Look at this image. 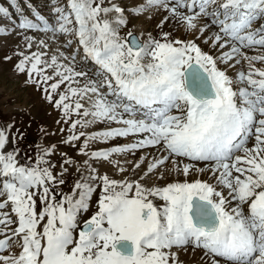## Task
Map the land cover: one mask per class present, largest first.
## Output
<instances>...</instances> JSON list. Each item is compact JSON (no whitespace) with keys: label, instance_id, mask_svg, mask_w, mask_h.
<instances>
[{"label":"snow or ice","instance_id":"snow-or-ice-1","mask_svg":"<svg viewBox=\"0 0 264 264\" xmlns=\"http://www.w3.org/2000/svg\"><path fill=\"white\" fill-rule=\"evenodd\" d=\"M51 2V19L28 3L34 19L15 27L58 33L64 51L49 56L25 35L15 69L68 125L61 142L83 138L88 159L64 192L75 162L61 153L55 172L50 145L20 163L13 125L0 126V264H187L181 253L264 264V0ZM161 11L156 35L122 34ZM0 16L12 19L3 6ZM94 124L106 127L76 131ZM117 138L130 142L89 150Z\"/></svg>","mask_w":264,"mask_h":264},{"label":"rangeland","instance_id":"rangeland-1","mask_svg":"<svg viewBox=\"0 0 264 264\" xmlns=\"http://www.w3.org/2000/svg\"><path fill=\"white\" fill-rule=\"evenodd\" d=\"M57 2L62 4L63 0H57ZM116 2L120 4H132H129L128 0H116ZM28 3L33 6V9L39 11L46 18L51 19L52 14L50 9L54 6L51 0H17V4L22 9V13L9 7V0H0V6L9 8V13L12 17L11 20H8L6 17L0 16V27L5 29V31L0 32V126L6 124L13 125L10 131L13 135H16L17 139L14 145L9 144V148L15 147L19 149L20 163H25L27 156H34L37 146L47 147L54 145L55 154L50 159L56 165L54 171L58 172L60 170L59 165L64 159L61 153L66 154L68 158L73 157L78 152L83 138H81V141L75 147L61 142L69 134L68 125L63 123L61 114L42 99V93L40 91L34 86L25 83V75L18 73L15 69V64L21 59L18 53L24 52L27 54L29 52L24 40L25 35L33 36L36 40L43 39L49 44V49H40L41 51L47 52L49 56L54 54L57 48L64 51V37L58 33L24 31L15 27V24L18 23L22 15L34 19L32 10L26 7ZM164 15L165 13L161 11L159 15L154 14V18L151 20L147 19L144 15L131 18L128 28L124 29L122 34L128 29H132L135 33L139 34L141 29H144L156 35V25ZM170 23L164 25V31L171 30ZM137 26L139 29L136 28ZM173 35L181 39L191 38L190 36L186 37L182 31H175ZM197 42L199 43V41ZM74 47L75 44H73ZM36 50L37 48L34 43L31 51ZM205 51H207L206 47ZM6 56L11 57V59L5 60ZM229 74H232L231 71ZM57 121H61V123H57ZM89 127H78L76 131L88 133L91 131ZM61 128L64 129V132L60 131ZM68 166L66 165V167ZM68 169L69 172L66 175L67 183L62 186L64 192H70L73 178L77 176L76 171L70 170V167ZM115 174L119 175L116 172ZM57 199H59V196ZM95 199L96 196L94 195L92 200L93 204ZM90 214L91 212L86 213L81 219H86ZM185 261L189 262V260Z\"/></svg>","mask_w":264,"mask_h":264},{"label":"bare ground","instance_id":"bare-ground-1","mask_svg":"<svg viewBox=\"0 0 264 264\" xmlns=\"http://www.w3.org/2000/svg\"><path fill=\"white\" fill-rule=\"evenodd\" d=\"M134 0H128V3H133ZM160 13V12H159ZM159 15V14H158ZM163 15V14H162ZM158 17V16H157ZM156 18V17H155ZM163 18V17H161ZM158 22V21H157ZM171 24V23H170ZM137 29H139V27L137 26L136 27ZM167 29V28H166ZM115 126V125H113ZM106 125L104 124H94V125H91L89 128L91 129L90 132L88 133H91V132H95V131H99V130H102L103 128H105ZM127 142H130L127 138H117L115 140H111V141H108V142H100V141H97L95 143H92L90 145V149L89 150H96V149H99V148H106V147H111L115 144H123V143H127ZM10 147V146H9ZM72 147V146H71ZM141 155V152H137L136 155H135V158H138L139 156ZM79 158V159H78ZM85 159H88L87 157L79 154L78 152L73 156L71 157V160H73L75 163L74 164H71L69 165L68 167H70V170H74L76 169V166L77 165H80L81 167H83V162ZM112 159L114 160H119L121 161V163L123 164L125 160H132L133 159V156L131 155H127V156H124V155H114L112 157ZM90 163H93L92 161H89ZM93 166L98 168V170L101 172V173H104V172H107L109 175H112L114 176L115 178L119 179L121 178L119 175L115 174V169L108 163L106 162H94L93 163ZM126 167H128L129 165H125ZM94 197V196H93ZM181 259L183 260H189V262H187V264H197V261L194 260L191 255H184L183 253H181ZM193 261V262H192Z\"/></svg>","mask_w":264,"mask_h":264}]
</instances>
